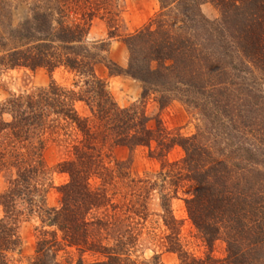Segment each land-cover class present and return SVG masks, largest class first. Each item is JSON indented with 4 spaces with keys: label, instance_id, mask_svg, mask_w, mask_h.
Listing matches in <instances>:
<instances>
[{
    "label": "trees",
    "instance_id": "trees-1",
    "mask_svg": "<svg viewBox=\"0 0 264 264\" xmlns=\"http://www.w3.org/2000/svg\"><path fill=\"white\" fill-rule=\"evenodd\" d=\"M158 1L160 12L125 39L130 51L128 67L123 69L110 62L111 73L140 81L142 98L156 94L160 109L177 97L174 92L186 89L184 92L194 99L191 103L195 107H208L207 112H227L232 130L253 128L263 132V96L252 94L253 89L241 82L239 73L250 70V65L264 73V0H207L220 11V24L214 27L202 15L187 14L181 8L188 0ZM102 2L19 0L18 3L28 6V12L14 24L13 2L0 0V69L44 68L54 72L64 67L84 78L80 92L52 82L46 88L14 95L0 104V140H8L4 148L0 147V170L12 167L17 173L9 190L0 194L4 213L0 219V264H9L7 252L20 248L21 205L28 212L39 214L45 226L56 228L62 240L81 254L99 253L107 259L89 264H136L124 252L123 236L114 239L112 247L103 243L101 232L115 227L116 220H125L122 214L136 212L137 205L139 212L146 210L149 191L139 194L136 183L130 193V203H136H123L126 209L120 212L122 207L114 202L109 188L114 186L116 175L126 179L129 176L123 172L124 163L117 162L112 167L107 162L104 147L109 142L110 148L145 147L151 156L160 159L175 146L181 147L185 157L172 165H180L179 170L185 172L181 174L183 179L192 181L195 187L193 196L185 200L189 217L209 245L223 235L227 242L228 257L212 263L263 264L264 259L258 255L260 247H264V206L256 198L263 193L258 190L261 180L254 184L253 197L249 192L254 182L243 194L245 190L236 191L232 181L235 172L239 176L244 170H248L247 174H259L255 167L262 164L259 155L250 150L251 160L245 158L244 165H239L233 151L222 150L224 159L219 158L214 148L204 144L199 131L191 137L172 135L159 116L151 118L136 106L120 108L106 82L95 74L97 61L87 45L91 22L98 15L96 7ZM173 8L181 11L185 21L174 15ZM198 35L207 38L201 42ZM250 98L255 100L250 102ZM77 102L87 106L88 116L78 113ZM5 113L10 114V122L4 120ZM61 120L72 124L80 139L73 145L72 156L58 165L69 181L59 188L60 206L49 208L45 202L49 169L43 160L42 137ZM94 179L100 181L99 185L92 184ZM139 189L143 190L141 186ZM168 202V198L162 197L164 220L172 229L176 221ZM249 209L258 214L255 219L260 222L249 221ZM52 238L38 241L33 264H59L57 253L61 245L55 234ZM77 264L85 263L80 258Z\"/></svg>",
    "mask_w": 264,
    "mask_h": 264
},
{
    "label": "rangeland",
    "instance_id": "rangeland-1",
    "mask_svg": "<svg viewBox=\"0 0 264 264\" xmlns=\"http://www.w3.org/2000/svg\"><path fill=\"white\" fill-rule=\"evenodd\" d=\"M10 1L13 2L11 7L13 23L17 24L27 14L28 6L18 3L19 0ZM103 2L96 7L98 15L91 22L87 45L89 52L94 54L97 61L94 67L95 74L106 82L107 89L116 104L120 108L133 106L142 108L151 118L159 116L164 127L172 135L191 137L199 131L204 144L214 148L219 158L224 159V156L221 155L222 150L226 149V153L233 151V156H237L239 159L236 161L239 165H244L245 158L248 160L251 158L250 150L252 153L256 151L262 164L254 166L259 168L261 173L247 174L248 170H244L242 173L240 170L241 175H236L235 172L232 181L236 191L245 190L242 192L243 194L251 188L252 182H254L249 192L253 197L256 190L254 184L261 180L262 185L258 190L263 193L256 198L261 203L260 205L264 206V131L255 132L253 128H246L242 132L232 130L226 117L227 112H207L208 107H195L191 103V100L194 101V99L188 98L187 93L184 92L186 89L174 92L177 97H174L163 109H160L156 102V94L142 98V83L126 74L111 73L108 64L113 62L123 69L128 67L130 51L125 39L148 24L149 20L160 12V2L158 0H103ZM195 2H198L199 5L196 6ZM181 8L187 14L202 15L212 27L220 24V11L207 0H188ZM172 11L177 18L182 17L180 20L185 21V17L180 15L179 9L173 8ZM180 22L178 25H181ZM201 23L203 24V22ZM112 32L113 34H110ZM204 38L207 37L198 35L201 42L205 40ZM209 41L206 43L209 44ZM249 69L245 70L243 75L239 73L241 82H246L253 89L252 94L263 96L260 102L264 109V73L251 65ZM52 82L75 92L84 89V78L64 67L58 68L54 72H49L44 68L35 71L27 68H1L0 104L14 95H26L39 88H46ZM252 100L250 98V102H253ZM75 107L81 116L89 115L88 108L83 102H77ZM3 118L7 122L12 120L9 113H5ZM262 120L264 122V119ZM153 124L154 121L151 122V125ZM42 138L45 143L42 152L43 160L49 169L45 202L49 208L59 207L61 200L59 188L68 183L69 176L61 172L58 165L72 156L73 145L78 142L80 135L77 134L72 124L61 120L60 124L47 130ZM0 141V147L4 148L8 140L2 141L1 139ZM109 144L111 143L109 142L104 147L107 162L112 167H115L117 162L124 163L123 172L129 176V179H126L116 177V175L114 186L109 188L114 202L122 207L120 212L126 209L123 207V203H130L131 189L136 183L143 189L138 190L139 186H136L139 194L145 195L146 191H149L147 194L149 198L146 201V210L142 209V212H139L140 206L137 205L135 206L136 212L121 215L125 217V220H116L114 230L111 228V230L101 232L103 240L105 239L104 244L113 247L115 245L113 240H116L118 236H123L122 240H125L126 243L124 252L136 264H213L212 260L223 262L228 257V246L224 235L209 245L203 233L197 230L189 217L185 200L193 196L195 187L192 181L183 179L184 176L181 174L185 172L179 170L180 165H172L185 157V152L181 147L175 146L166 157L160 159L151 156L150 150L145 147L129 149L114 145L110 148ZM153 149H155V144H153ZM16 177L15 168L7 167L0 170V194L9 190L10 183ZM131 180L133 182H130ZM91 182L95 186L100 183L97 179ZM164 196L169 200L170 210L176 221L172 229L164 220L165 213L162 207V197ZM131 203L133 205L136 202ZM18 208L23 212L18 222L21 245L17 250L7 252L9 264H33L38 241L43 238L51 240L53 234L61 245V249L57 253L59 264H77L80 258L85 264L107 260L99 253L85 252L81 254L76 247H70L62 240V234L56 228L45 226L38 216L39 214L28 212L24 205ZM249 210L251 211L249 214L251 220L249 221L251 223L260 222L261 220L255 219L258 214L255 215L252 209ZM261 210L264 211V209ZM3 215V209L0 206V219ZM260 249H262L261 254L258 256L264 259V247H260Z\"/></svg>",
    "mask_w": 264,
    "mask_h": 264
}]
</instances>
